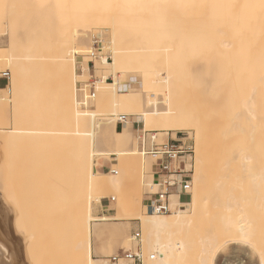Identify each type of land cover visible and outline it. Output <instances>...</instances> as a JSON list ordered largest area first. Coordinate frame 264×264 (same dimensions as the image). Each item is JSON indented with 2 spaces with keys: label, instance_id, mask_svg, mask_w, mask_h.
Listing matches in <instances>:
<instances>
[{
  "label": "rangeland",
  "instance_id": "obj_1",
  "mask_svg": "<svg viewBox=\"0 0 264 264\" xmlns=\"http://www.w3.org/2000/svg\"><path fill=\"white\" fill-rule=\"evenodd\" d=\"M119 1L122 2V0ZM153 1L156 0L145 2L147 5L146 12L149 11L150 14H154L156 18L154 17V21L150 23H154L156 27L144 35L140 29L141 23L136 25L135 21L137 18L144 19L145 15L138 13L133 16L131 11L136 7L133 8L131 5L124 8L115 7L112 6L113 1L111 0H0V4L6 5L5 8H1L4 12V21L14 17L12 21L14 29L11 30L14 31L13 33L16 36V38L10 40L7 27H0V59H3L10 48L13 50L15 48L16 50L26 49L23 51L24 53L22 50H18L21 59L18 68L23 67V65L30 66L25 72H17V76L22 74L23 77L19 80V87L16 89L15 84L12 85L14 74L12 75L5 61L1 60L0 62V71L10 70L9 92L0 91V94L2 99H10L11 101L6 103L3 100L0 102L4 104V106H0L4 110L3 115L0 116V203L7 208L9 207L8 209H11L14 213L15 210H21V214L18 216H16V213V215L13 212L11 213V217L13 215L15 217L9 222V226L13 236L18 238V241H24L21 243L23 246L28 242V247L26 246V250H23L26 259H28V264H34V262L55 264L57 261L72 258L69 241L63 240V233L66 231L68 220L64 210L67 208L60 209L64 200H67L64 198V194H68L67 188L70 186V181L69 178H61L52 171L46 161V156L54 149L68 150L71 154L74 171L79 170L81 167H85L87 163L88 143L83 138L74 140L73 137L59 139L56 136L15 135L11 131L15 128L72 129L73 119L66 125L57 121L67 106L65 105L63 108L61 105L66 96L64 92L76 95V99L81 101L82 89L85 85H88L87 95L94 93L95 96H91L90 100L92 101L89 102L90 108H87V110L96 111V114L91 120L89 116L84 115L81 117L85 120L86 129L89 126H95L98 120H103L102 122L109 123L108 125L118 124L117 129L122 130L123 134L117 138L113 134L105 135V137L102 135L105 139L95 145V150H118L125 147L131 148L134 145L140 151L139 135L143 128L145 131L156 132L155 142L158 144L173 140L178 141V144L185 143V145L192 147L191 160L187 158L186 164L188 166L192 165L191 189L193 188V191L196 183L195 173L200 168L203 173L206 175L211 174L214 178L223 172L222 162L231 155L225 142L232 137L231 131H227V129L230 130L229 127L233 121V116L229 112L233 106L225 101L232 98L236 99V95L242 91L248 93L260 92L261 80L264 75L259 60L260 49L255 43L247 44V46L237 43L228 47L222 45L224 37L221 32L224 33V28L227 25L222 21L217 22L215 17L217 11L219 12L222 9L225 0H158L156 7L151 8L150 5ZM191 2H197L204 9L191 12V10L185 11V8L180 7L189 5ZM169 3L174 6L170 7ZM92 8L120 11L121 21L118 27L122 30V33L121 39L118 36L115 39V54L107 50L104 52L102 50L103 43L100 39L111 41V29L109 27L104 28L103 25H101L102 27L96 26L97 32L95 31V34L88 37V43H84L85 45L89 44L86 57L87 66L91 69L90 74L93 75L92 71L98 69L102 74L106 70L104 75L110 76L112 72L110 66L105 65L107 68L109 67L107 69L103 65L105 69L102 64H99V67L98 63L107 60L109 55L110 59L115 55L117 63L124 64V73L120 76L124 83L123 87L137 88L136 90L143 95L146 109L183 112L190 115L195 120L203 136V163L201 167L197 162L198 155L194 131L174 125L146 126L140 118L129 116L126 109H120L116 113L117 116H127L126 119L130 121V124L122 123V120L117 121L116 116L109 113L111 108H106L108 93L111 91L110 78L101 83L96 81L94 77H89L88 74L78 72V68L76 77L71 78L64 73L58 75L54 71L53 62L44 66L41 72L35 71L38 64L54 60L53 56L57 55L55 53L57 47L69 46L76 28V22L82 20L88 11L91 12ZM98 21L95 19L94 23ZM103 28L105 31H103ZM122 41L125 43L124 48L119 45ZM16 43L17 45H15ZM43 43L50 46L43 45ZM250 52L253 56H256L254 60L252 59L253 56H250ZM76 59L79 63L83 60V57L77 56ZM66 77L70 79L68 80ZM63 81L68 83L67 90L66 83H63ZM0 86V88L5 89L3 81H0ZM89 87L92 88L89 89ZM219 99L223 100L224 104L219 102ZM151 100H154V105H151ZM102 103L104 104L102 105ZM76 108L79 111L82 110V106L74 107L72 104L68 113L72 114ZM35 116L38 117L37 120H33ZM26 117L30 119L27 120ZM31 118L33 121H30ZM254 133L255 138L258 140L257 131ZM147 137L149 138V136ZM248 137L249 134L236 136L238 148L246 146ZM143 159L149 161L151 165L154 162L153 158L148 155H142ZM98 163H107L109 165L108 170H115L119 174L123 170L125 173L123 187L126 191L132 192V189H134L135 192L137 186H140L139 179L143 177L147 180L151 178L152 181L151 173L142 174L143 172L135 168L134 165L125 168L121 162L113 159V156L96 159L95 167ZM234 164L236 167L224 188L234 189L239 197L244 196L242 197L244 199L242 202V205H244L243 210L245 213L247 212L249 219L252 222L254 221L255 234L252 235L254 243L251 245L253 251L245 249L247 252L245 254L244 250L240 251L239 247L234 245L237 235L229 228L227 222L231 211L227 210L225 205L216 199L218 197L215 193L210 198L209 193L206 194V192L207 196L204 194L203 197V206L200 204V211L193 216L192 227L194 229L191 228L189 236L194 240V243L191 246L192 254L188 255L185 264H199L196 254L201 252L204 246H208L210 249L206 264H219L220 261L227 262V259L233 258L239 252L247 259V264H260L262 262L264 217L257 215L255 205L257 202L254 201L257 192L250 182L251 171L243 169L237 161ZM108 170L101 171L108 172ZM110 176H114V174L110 173ZM210 179L211 176L209 178L206 176L203 184L204 188H209L212 185ZM39 184L45 187L50 186L52 189L43 202H50L49 204H53L50 207H53H45L46 203L36 202L34 206L36 210L34 209V211H36L35 216L44 217V223L41 226L45 228L46 225L48 229L50 228L51 237L55 239L53 245L50 243L52 238L49 236V231H46L45 235H41V227L38 228L37 219L36 221L29 220L23 206V204H26L22 203L23 201L19 197L21 192L26 189L32 190L40 186ZM201 186L197 184L198 189ZM143 189V213L150 216L151 214L148 213L145 204L147 194L155 190ZM191 189L190 195H193ZM98 194L101 196V203L92 204V214L96 217L115 215L114 205L119 198L122 199L121 191L107 190ZM69 195L70 193L67 196ZM190 195L185 198V202L190 200L189 198L192 197ZM62 196L63 198H61ZM212 197L215 199L213 200ZM111 198H114V201H108ZM67 210L69 212V209ZM199 215L201 216L199 217ZM96 223L100 224L97 225ZM95 224L92 233V244L97 249V251H92L94 260H97V257L100 256V258L108 261L110 256L125 250L123 246L132 236H135L137 244L132 245L127 250L142 251L139 242L142 237V228L134 219H110L97 221ZM81 237L82 231L80 232ZM226 242L227 250H223ZM217 249L222 250L217 252Z\"/></svg>",
  "mask_w": 264,
  "mask_h": 264
},
{
  "label": "bare ground",
  "instance_id": "obj_2",
  "mask_svg": "<svg viewBox=\"0 0 264 264\" xmlns=\"http://www.w3.org/2000/svg\"><path fill=\"white\" fill-rule=\"evenodd\" d=\"M111 1H113L112 6L115 7L124 8L129 5L133 6V8L136 7V9L131 11L133 16L138 13L145 15L144 19L140 20L137 18L135 21L136 25L141 23L140 29L142 30L144 35L148 34L156 27L154 23H150L151 21L153 22L156 17L154 16V14H150L151 12H146L147 5L145 2H147V0H131V2H129V0H122V2L119 0ZM157 2L158 0L153 1V3L150 5L151 8H153V6L156 7ZM171 3H169V6L173 7L174 5ZM180 7L185 8V11L191 10V12H196L198 10L200 11V9L203 8V6H201L197 2H191L189 5H182ZM3 13V10L0 8V27H7L8 37L10 40H13L14 38H16L15 34L13 33L14 31L11 30L14 29L12 27V21L14 20V17L8 19L7 21H4ZM120 14V11H116L114 9L106 10L103 8H92L91 12L88 11L82 20L80 19L78 22H76V28L72 34L73 37L69 42V46L57 47L55 51L57 55L53 56L54 60L47 63H41L40 65L38 64V68L35 71L41 72L44 66L48 65L50 62H53V66H55L54 71L58 75L64 73L68 74L71 78L76 77L78 68V72L88 74L89 77L92 76L96 79V81H99L101 83L107 81V79L110 78L111 91H109L108 93L109 96L107 97L108 99L106 101V108L110 107L111 110H109L110 112H107L115 115V119L117 121H121L122 116H120L119 114V116H117L116 112H119L120 109H126L129 112V116L140 118L146 126L174 125L176 127H183L188 130L194 131V139L196 140V152L198 155L197 162L201 167L203 163V136L202 132L195 123V120L190 115H186L183 112L180 113L175 111H157L155 109H146L144 106L145 100L143 99V95L140 91L136 90L137 88L123 87L124 83L122 82L120 76L122 75V73H124V64H118L115 59V55L113 58L111 57V59L109 58V55L107 60H103L98 63L99 67V64H102V67H104L105 65L110 66V68L112 69L110 76L107 77V75H104L106 70L102 74L100 73V71H98V69H96L97 71H92V73H94L93 75L90 74L91 69L87 66L86 57L89 51V44L85 45L84 43H88V37L92 34H95V31L97 32L96 26L103 25L104 28L109 27V29H111L112 35L111 41L108 42L104 39H100V41L103 43L102 50H104V52L107 50L108 52L110 51L111 53L115 54V39L117 38V36L119 37V39H121L122 33V30H120L118 27L121 21ZM215 18L217 22L222 21V23H225L227 25V27L224 28V33L223 31L221 32L224 37L222 45L228 47L234 46L237 43L240 45L243 44V46H247V44L255 43L260 49L259 60L261 61V65L264 71V0H225L222 9L219 12L217 11ZM95 19L99 21L97 23H94ZM104 28L103 31H105ZM234 40H236V42H234ZM15 45H17V43ZM43 45L50 46L45 43H43ZM119 45L120 47H125V43L123 41L120 42ZM11 47L14 48L13 45H11ZM10 49L8 50V53L3 56V59H0V62L1 60H3L7 63V67L11 70L12 75L14 74V83L12 82V85L15 84L14 87L18 89L19 80H21L23 76L22 74L21 76H17V72H25V70L30 66L23 65V67L18 68L19 61H21V59L19 58L20 55H18V50L20 49ZM21 50L23 52L26 49ZM250 54V56H253L251 52ZM77 56L83 57V60L79 63L76 59ZM254 57L256 56H253V60ZM96 62L98 61L96 60ZM9 69L8 71H10ZM107 69H109V67ZM66 79L68 78L66 77ZM63 83H66L67 90L68 83L66 81H63ZM87 86L85 85L86 88L84 87L82 89L81 101L76 99V95H71L70 93L64 92V94L66 95V100L63 99L61 105L63 106V108L65 107V105L67 106L64 108L65 111H62L57 121H59L63 125H66L70 123L71 119H73L74 123L72 129L43 130L35 128H15L11 131V133L15 135L22 134L28 136H56L59 139L73 137L75 138L74 140L81 138L87 140V163L85 167H81L79 170H75L74 178L69 179L70 186L67 188V192L68 194L70 193V195L67 196V193L64 194V198L67 200H64V202L61 204L63 206L60 207L61 210H63L64 208L69 209L72 220L74 222L70 238L67 232V225L66 231L63 233V240H68L70 242L71 255L73 259H84L85 257H88L90 253V258L93 260L94 264H110L109 261L100 258V256L97 257V260H94L92 258V251H97V249L92 244L93 226L95 229V225L100 224H95V222L107 221L110 219H134L142 228V237L141 239H139V242L142 247L141 249L143 251V256L148 257L152 253L156 255L155 260L147 261L146 264H185L188 255L192 254L191 246L194 243V240H192L189 236L191 228H193V216L198 211H200L199 206H201L200 204H202L204 200L203 197L206 192V194L209 193L210 198L212 194L215 193V195H217L218 197L216 199L219 202L221 201L225 205L227 210L231 211L227 222L229 224V228L237 235L234 240V245L238 246L239 248H237L240 249V251H245V249H251V251H253L251 245L254 243L252 238V235L255 234V228L253 226L254 221L252 222V220L247 216V212L245 213V211L243 210L244 205H242V202L244 201V199L242 197L244 196L239 197L235 193L234 189H226L224 188V185L227 184L228 179L231 178V174L236 167L234 164L235 161L240 163L243 169L247 171L250 170V182L253 184V188L257 192L254 196V201L257 202L255 204L258 213L257 215L260 217H264V75L261 80L260 92L248 93L242 91L236 95V99L232 98L231 100L228 99L225 101L229 102V104L233 106L232 109L229 110V112L233 116V121L230 124V130L227 129V131H231L232 137L229 141L225 142L226 148L231 155L222 162L223 172L219 173L214 178L211 174L206 175L205 173H203L200 168V170L195 173L196 183L194 191L193 188L191 189L193 191V195L191 194L192 197L189 198L190 200L185 202L182 200H178L177 196L171 197L172 206L174 208L173 212L170 214V216L172 215L171 217L169 215L155 214H149L150 216H147L145 213H143V188L155 190V188H153L154 186L152 184L151 178L148 180L144 179V177L139 179L138 182L140 183V186H137L135 192L134 189H132V193L130 191H126L123 187L125 184V173L123 170L120 174L119 172H117V174L114 176H110L109 172H100L97 169L94 170L95 160L104 158L106 156H113V159L117 160V162H121L123 164V167L125 168L134 165L135 168L140 169L143 172L142 174H152V166L154 162L151 165L149 161H145L144 159L142 160V155L144 156V154L141 153V151L137 150L134 145L131 148L125 147L118 150L109 149L102 151L95 150L96 148L94 149L96 144L105 139V135L113 134L115 138H117L119 135L123 134V132L122 130L117 129L118 124L114 123L113 125H108L109 123H104L102 122L103 120H98L95 126H89V128L86 129L84 122L85 120L81 117L84 115L89 116L91 120L95 117L96 114V111L87 110V108H90L89 102L92 101L90 100L92 97H90L89 94L87 95ZM14 87H12V89H14ZM9 89L10 86L8 90ZM8 90L0 88V91L2 92H7ZM97 92L99 93V91ZM98 97L99 96L97 95V98ZM3 100L6 103L10 101V99H2V97H0V102ZM219 102L224 104L223 100L221 99H219ZM150 103L151 105L155 104L154 100H151ZM72 104L74 105V107L82 106V110L79 111L76 108L74 109L72 114L68 113ZM103 104L104 103H102V105ZM0 106H4V104L0 103ZM84 109H86V111L83 112ZM3 111L4 110L0 107V116L3 115ZM35 117L33 120L38 119L37 116ZM26 119L29 120L30 118L26 117ZM33 120L31 118L30 121ZM127 120L128 119L122 120V123L130 124V121ZM256 131L259 135L258 140L255 138L254 132ZM246 134H249L248 140H246V146H240L238 148L236 136H244ZM102 135H104V137ZM206 176L207 178L211 176V179L209 181H211L210 183H212V185L209 188L203 187ZM197 184H200V186L202 185L200 189L197 188ZM107 190L121 191L122 199L119 198L118 202L114 205L115 215H102L100 217H96L92 214V204L101 203V196L98 193ZM51 191L52 189L50 186L45 187L43 185H40L33 188L32 190L26 189L25 191L21 192L19 196L20 200L23 201L22 203L26 204H23V206L26 213L28 214L27 216H29V220L36 221L37 219L38 228L41 227V235H45L46 231H49L50 237L52 236L50 234V228L48 229L46 225L45 228L44 226H41V224L43 225L44 223V217L39 218V216H35L36 211H34V209L36 210V208L34 206L36 202H39L40 204H48H45V207H50L51 205H53L49 204L50 202H43V200H45V198L49 196ZM206 194L205 196H207ZM61 198H63V196ZM1 204L2 203H0V205ZM1 206L0 244L8 248L11 256V264H28V259H26L25 251L23 252V250H26L28 242L23 246L21 243L24 241H18V238L13 236V234L11 233L9 226V222H11L12 218L14 219L15 217L14 215L17 214L16 216H18L19 214H21V210H15V214L13 211H11V209H8L9 207L7 208L5 205V207L3 205ZM240 207H242V209H240ZM50 208H48V210H50ZM12 212L14 213L13 217H11ZM200 216L201 215H199V217ZM81 231L82 237L80 238ZM207 238L209 237L207 236ZM51 240L52 241L50 243L51 245H53L55 239L52 238ZM136 244L137 242L135 241V236H132L131 239L126 241V244L123 246V248L127 250L132 245L135 246ZM209 253V247L204 246L203 250L196 254V258L199 260V264H206L208 256L210 255ZM239 253H236L233 258L227 259V264H247V259L244 258L241 253ZM245 254H247L246 251ZM0 264H3L2 252H0ZM219 264H224V262L220 261ZM260 264H262V262Z\"/></svg>",
  "mask_w": 264,
  "mask_h": 264
},
{
  "label": "built area",
  "instance_id": "obj_3",
  "mask_svg": "<svg viewBox=\"0 0 264 264\" xmlns=\"http://www.w3.org/2000/svg\"><path fill=\"white\" fill-rule=\"evenodd\" d=\"M0 81L4 82L5 89L8 90L10 81L8 70L0 71ZM89 96L93 97L94 93ZM126 117L122 115L121 120H125ZM156 135V132L145 131L143 128L139 135L141 153L154 159L152 184L155 191L147 194L145 206L150 214L170 215L174 209L171 197L177 196L178 200L185 201V198L190 195L192 165L188 166L186 162L187 158L191 160L193 150L191 146L185 143L178 144V141L173 140L158 144L155 142ZM108 172L117 174L111 169ZM108 201L112 202L114 199L111 198ZM155 259L156 255L153 253L144 257L140 251L121 250L109 257L108 261L110 264H146L147 261Z\"/></svg>",
  "mask_w": 264,
  "mask_h": 264
},
{
  "label": "snow or ice",
  "instance_id": "obj_4",
  "mask_svg": "<svg viewBox=\"0 0 264 264\" xmlns=\"http://www.w3.org/2000/svg\"><path fill=\"white\" fill-rule=\"evenodd\" d=\"M6 5L0 4V8H5ZM46 161L52 171L60 176L61 178H74V169L71 154L68 150H58L54 149L49 152L46 156ZM68 216L67 220V232L69 238L71 236V231L74 226V222L71 217V213L68 212L67 209L64 210ZM70 246V242H69ZM222 249H217V252L221 251ZM223 250H227V242L223 246ZM0 252L3 253V264H11V256L9 250L6 246L0 244ZM34 264H39V262H34ZM55 264H94L93 260L90 258V253L88 257L84 259H72L67 258L61 261L55 262ZM224 264H227L225 261ZM262 264H264V253H262Z\"/></svg>",
  "mask_w": 264,
  "mask_h": 264
},
{
  "label": "crops",
  "instance_id": "obj_5",
  "mask_svg": "<svg viewBox=\"0 0 264 264\" xmlns=\"http://www.w3.org/2000/svg\"><path fill=\"white\" fill-rule=\"evenodd\" d=\"M108 168H109V165L107 164V163H98L97 165H96V169L98 170V171H100V172H102V171H105V170H108ZM102 170V171H101Z\"/></svg>",
  "mask_w": 264,
  "mask_h": 264
}]
</instances>
